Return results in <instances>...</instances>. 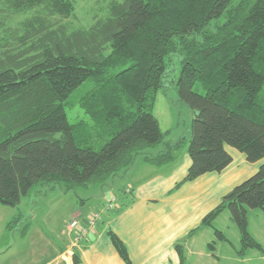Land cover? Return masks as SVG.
Instances as JSON below:
<instances>
[{
  "label": "trees",
  "instance_id": "obj_1",
  "mask_svg": "<svg viewBox=\"0 0 264 264\" xmlns=\"http://www.w3.org/2000/svg\"><path fill=\"white\" fill-rule=\"evenodd\" d=\"M16 1L20 13L33 8L36 15L0 40L1 205L16 208L38 184H63L67 192L104 185L163 144L154 111L166 59L176 55L179 95L192 112V164L177 187L223 171L233 160L226 146L249 162L264 160V0L114 1L107 16L86 28L69 20L72 0ZM86 81L94 83L80 101L89 120L73 126L65 103ZM185 144V138L166 144L147 160L170 162ZM249 210L264 213V163L200 227L229 211L241 235L238 253L264 252L249 231ZM108 235L132 264L123 241L112 230ZM215 235L228 241L219 230ZM176 248L185 264L183 246ZM73 264H82L79 253Z\"/></svg>",
  "mask_w": 264,
  "mask_h": 264
},
{
  "label": "crops",
  "instance_id": "obj_2",
  "mask_svg": "<svg viewBox=\"0 0 264 264\" xmlns=\"http://www.w3.org/2000/svg\"><path fill=\"white\" fill-rule=\"evenodd\" d=\"M165 150L166 145L156 147L154 153L136 159L129 170L112 178L110 189L118 187L120 191L113 195L118 208H103L105 193L102 197L93 196L95 213L101 214L97 227L79 242L72 236L62 247L52 248V258L40 264H73L75 253L81 255L82 264H126L113 245L109 230L126 245L132 264H181L178 244L183 246L185 264H264L262 251L249 249L244 255L238 253L241 235L226 211L212 226L200 227L204 217L222 198L256 174L264 160L249 162L245 154L226 146L233 160L223 171L205 174L177 187L186 178L192 160L190 155L179 163L178 155H174V160L162 165L147 160ZM82 202L86 207V200ZM91 213L78 212L74 219L86 226ZM258 216L261 217L256 225L257 233L250 230V222L249 231L264 248V213ZM220 220L229 222L234 237L227 233L229 228L219 226ZM216 230L223 232L228 241H216ZM39 238L45 239V236L41 234ZM214 241L215 248L211 250L209 245Z\"/></svg>",
  "mask_w": 264,
  "mask_h": 264
},
{
  "label": "rangeland",
  "instance_id": "obj_3",
  "mask_svg": "<svg viewBox=\"0 0 264 264\" xmlns=\"http://www.w3.org/2000/svg\"><path fill=\"white\" fill-rule=\"evenodd\" d=\"M75 4V15L71 17L74 27H89L95 20L103 18L110 13L112 2L120 3L122 0H72ZM12 7L10 8L11 4ZM0 0V40L7 37L11 31H15L21 26V22L26 18L36 15V9H31L25 13H20L19 3L16 0ZM16 5H15V4ZM43 9H40L41 12ZM3 41V40H2ZM130 65V63L128 64ZM181 58L176 55L167 57V71L163 78V88L157 95L154 114L160 122L162 132L165 136L162 147L166 144H175L180 139L185 138L186 144L182 149L174 151L178 155V163L186 156L188 157V146L192 124V112L187 104L181 100L178 91V80L181 75ZM94 83L86 81L77 88L65 103V109L68 121L71 125L89 120L80 101L93 88ZM196 90L202 93L199 86ZM260 99H264V88L260 94ZM154 149L146 150L139 154L136 159L146 156L148 153H154ZM188 174V173H187ZM112 179L106 184H94L89 187H77L66 191L62 185H36L27 197H24L21 203L16 207H10L0 204V264H40L44 260L52 258V248L62 247L69 237H75L72 234L70 224L74 216L79 212L87 215L89 212L95 213L93 196L102 197V203L105 206L112 195L120 194L118 187L111 190ZM127 185V184H124ZM123 185V187H124ZM129 186V185H128ZM86 200L85 203L82 201ZM120 204L118 201L117 205ZM117 207V206H116ZM115 207V208H116ZM121 207V204H120ZM118 208V207H117ZM122 207L120 208V210ZM89 213V214H90ZM91 213V214H93ZM230 215L229 211H226ZM263 213L260 210H249L250 230L256 231V225L259 224L258 216ZM88 214V215H89ZM263 215V214H261ZM10 228L9 223L15 220ZM79 218V216H76ZM220 220L222 228H229L227 233L234 237L233 229L229 222ZM233 223V222H230ZM81 224V222H80ZM236 228V224H234ZM27 230L26 235L24 232ZM44 238H39L40 235Z\"/></svg>",
  "mask_w": 264,
  "mask_h": 264
},
{
  "label": "built area",
  "instance_id": "obj_4",
  "mask_svg": "<svg viewBox=\"0 0 264 264\" xmlns=\"http://www.w3.org/2000/svg\"><path fill=\"white\" fill-rule=\"evenodd\" d=\"M116 197L111 196L109 202H107L106 209L113 210L116 207ZM101 220L100 213H93L89 219L86 226H82L78 219H75L70 224L71 232L75 234L76 241L86 238L96 227L98 222Z\"/></svg>",
  "mask_w": 264,
  "mask_h": 264
}]
</instances>
